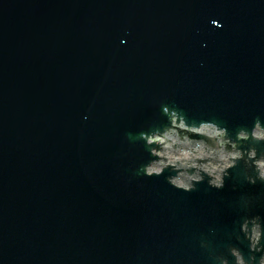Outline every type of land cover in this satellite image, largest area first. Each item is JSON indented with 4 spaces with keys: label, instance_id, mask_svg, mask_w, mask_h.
<instances>
[{
    "label": "water",
    "instance_id": "95a60500",
    "mask_svg": "<svg viewBox=\"0 0 264 264\" xmlns=\"http://www.w3.org/2000/svg\"><path fill=\"white\" fill-rule=\"evenodd\" d=\"M262 161L264 0H0V264H264Z\"/></svg>",
    "mask_w": 264,
    "mask_h": 264
}]
</instances>
